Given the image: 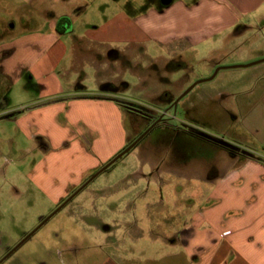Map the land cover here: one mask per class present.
Masks as SVG:
<instances>
[{
	"label": "rangeland",
	"instance_id": "1",
	"mask_svg": "<svg viewBox=\"0 0 264 264\" xmlns=\"http://www.w3.org/2000/svg\"><path fill=\"white\" fill-rule=\"evenodd\" d=\"M28 1H33L31 7L23 8L22 4ZM176 1L193 4L197 0L173 3ZM46 4L55 15L66 12L72 29L57 34L48 44L34 45L31 53L34 56L14 62L19 68L12 74L6 77L0 74V98L8 97L9 106L27 102L16 109L19 110L51 104L67 100L66 95L71 93L96 99L107 88L113 96L109 99L122 106L119 121L134 140L144 131L147 119L130 110L131 106L163 110L169 101L180 97L170 114V128L186 124L212 137L233 140L244 151L249 146L263 152L264 104L245 103L246 98L241 105L238 103L241 107L238 111L234 97H227L221 108L217 93L244 90L254 84L256 75L251 71L264 68V61L220 69L212 79L186 92L195 82L209 78L219 66L213 68L209 59H202L194 51L184 52L183 58L172 57L166 48L145 40L143 35L140 43L132 40L137 34L133 29L137 15L150 8L160 12L171 6H163L160 0H0V43L5 44L0 49V65L13 52V36L49 34L48 20L43 21L40 14ZM7 20H13L16 28L5 29ZM107 20L112 21L108 27ZM102 35L108 38L109 48L84 40L86 37L96 40ZM90 47L102 58L93 55ZM87 48L91 53H84ZM114 49L119 50L118 56L109 55ZM9 82L10 92L5 89ZM106 112L114 117L112 111ZM82 123L78 119L74 126L80 129ZM252 124L259 135L251 132ZM164 145L157 141L156 130L149 132L56 211L70 195L59 205H52L33 183L19 175L13 178L19 169L7 162L15 157L0 144V259L7 248L16 246L54 212L1 264H193L182 254L186 250L181 242L173 245L168 240H179L187 228L185 222L209 206L212 183L203 177L209 175L211 165L219 158L210 157V148L206 147L190 154L176 152L174 155L181 158L194 155L183 171L164 168L149 176L146 158L156 164L163 159L171 163L172 157L168 151L165 153L168 149ZM222 155L228 158L226 152ZM34 157L37 159L40 154L31 153L30 163ZM185 176H189L188 182L184 181Z\"/></svg>",
	"mask_w": 264,
	"mask_h": 264
},
{
	"label": "crops",
	"instance_id": "2",
	"mask_svg": "<svg viewBox=\"0 0 264 264\" xmlns=\"http://www.w3.org/2000/svg\"><path fill=\"white\" fill-rule=\"evenodd\" d=\"M173 1L170 7L160 12L150 8L137 15L133 22L137 34L132 36V40L140 43L144 40L143 35L145 40L166 48L172 57L183 58L186 51L197 52L202 59H209L213 68L245 65L264 57V0H197L193 4ZM32 2L28 1L22 7H31ZM49 4L52 5L53 1ZM50 5L46 4L40 12L43 21L48 20L49 34L13 36V52L6 55L7 60L0 65L3 77L19 68L14 62L34 56L31 55L34 45L48 44L47 41L56 39L57 34L59 36L67 32L59 26L62 21L68 23L69 30L72 29L68 14L55 15ZM112 21L107 20L106 26ZM121 28L123 31L120 33L123 35L125 26ZM23 39L27 41L21 42ZM107 39L104 35L96 40L84 38L90 43L107 45L109 48ZM3 45L0 43V49ZM90 48L93 55L102 58V54ZM90 48L85 49L84 53L90 52ZM113 51L119 55L118 49ZM251 72L256 75L254 84L248 85L246 89L218 91L221 108L227 97H234L238 111H241L239 105L246 98L249 100L245 103L259 101L264 104V68ZM5 89L10 92L11 83ZM106 90H101L96 99L71 93L66 95L67 100L64 101L37 104L19 110L16 109L27 105V102L12 108L8 97L3 100L0 98V144L6 146L10 155L15 157L7 162L19 169L13 178L20 176L27 179L52 205L57 206L110 157L127 146L132 139L119 121L122 106L111 101L109 98L112 93ZM109 110L114 117L108 115L106 111ZM10 113L14 114L7 116ZM78 119L83 120L80 129L74 126ZM252 125L251 132L256 135L259 130ZM181 131H172L174 136L171 142L167 139L161 141L168 149L165 153L168 151L172 157L171 163L167 164L166 159H163L156 164L150 157L146 158L145 162L151 170L149 176L164 168H180L183 171L194 155H182L185 158H181L174 155L176 152L187 151L190 154L206 147L210 148V157L216 155L219 160L211 165L209 175L203 177V180L212 183L209 206L185 222L187 228L179 240L171 238L168 241L173 245L181 242L186 250V254H182L191 259L193 264H264V143L262 153L249 146L244 148L260 158L259 161L206 144L193 149L189 146L183 148L185 136ZM30 143L32 146H29ZM222 152H226L227 159L223 158ZM31 153L35 156L40 154L39 158H33L32 163L29 162ZM188 178L185 176L184 181L188 182Z\"/></svg>",
	"mask_w": 264,
	"mask_h": 264
},
{
	"label": "flooded vegetation",
	"instance_id": "3",
	"mask_svg": "<svg viewBox=\"0 0 264 264\" xmlns=\"http://www.w3.org/2000/svg\"><path fill=\"white\" fill-rule=\"evenodd\" d=\"M4 23V22H3ZM5 24V25H4ZM4 27L5 29H8V30H11L13 28H16V23L13 21V20H7L6 23H4ZM62 29H65L66 31H69V25L68 23L66 22H61L60 25ZM4 29V31H6ZM59 31H61V29L59 28L58 29ZM63 31V30H62ZM115 51H112L109 55H113L115 54L114 53ZM117 56V55H116ZM181 98L179 97L176 101L174 100H171L167 103V105L163 108V110H157V111H153V110H150L146 107H143L141 105H137L136 107L135 106H131L129 109L130 110H133L134 112L142 115L143 117H145L147 119L146 121V125H145V128H144V131L147 130L148 128L149 131L136 143L135 146H137V144L151 131H155L157 132V141L159 142H164L166 141V139L171 142L173 139V130H178V129H181L183 132V135L185 137H183V140H184V144H182L181 147L185 148L186 146H189V148H196L198 147V145H201V144H206V145H209V146H212V147H221V148H224L226 149L230 154H238V155H242L244 154V150L240 148V146L235 143V142H229L231 143L232 145H234L235 147L234 148H229V147H226V146H223L221 145L220 143H218L217 139H223V138H216V137H208V136H205L202 133V131L196 129V128H193L191 126H187L186 124H180L179 126H174L172 128H170L171 124H170V120L172 119L170 114L173 113V111L175 110V108L178 106V102ZM162 126V127H160ZM160 127V128H159ZM143 131V132H144ZM180 131V130H179ZM142 132V133H143ZM141 133V134H142ZM204 133V132H203ZM140 134V135H141ZM210 136V135H209ZM135 140V139H134ZM132 140V141H134ZM171 140V141H170ZM224 140V139H223ZM131 141V142H132ZM130 142V143H131ZM228 142V141H227ZM129 143V144H130ZM188 144V145H187ZM134 146V147H135ZM45 219V218H44ZM43 221V219H42ZM40 221V223L42 222ZM47 221V220H46ZM45 221V222H46ZM44 222V223H45ZM39 223V224H40ZM43 223V224H44ZM41 227V226H40ZM39 229V228H38ZM38 229H36L34 232H32V234H30V236L27 237L28 234H26L24 236V240H20L16 246H12V247H9L7 248L6 250V253L2 256V258L0 259V264L6 259L8 258L9 256H11L25 241H27L31 235H33ZM31 233V232H30ZM27 237V238H25ZM22 241V242H21Z\"/></svg>",
	"mask_w": 264,
	"mask_h": 264
},
{
	"label": "water",
	"instance_id": "4",
	"mask_svg": "<svg viewBox=\"0 0 264 264\" xmlns=\"http://www.w3.org/2000/svg\"><path fill=\"white\" fill-rule=\"evenodd\" d=\"M161 4L163 6H168L172 0H160ZM260 61H264V59H261L259 61H256V62H253V63H249V64H245V65H232V66H220L218 68H216V70L214 71V73L207 79H202V80H199L197 82H195L186 92H188L189 90H191L196 84L200 83V82H203V81H206V80H209V79H212L216 74L217 72L220 70V69H223V68H235V67H245V66H249V65H252V64H255V63H258ZM186 94V93H184ZM183 94V95H184ZM182 95V96H183ZM181 96V97H182ZM135 110V109H133ZM150 128H148L147 130H145L141 135H139L134 141H132L130 144H128L122 151H120L115 157H113L111 160H109L106 164H104L102 167H100L97 171H95L82 185H80L75 191H73L70 196L68 198H66L60 205L59 207L56 209V211H58L63 205H65L67 202H69L79 191H81L90 181H92L95 177H97L100 173H102L103 171H105L106 169H108L111 165H113L121 156H123L124 154H126L128 151H130L135 145L136 143L149 131ZM205 136H208V137H211L209 136L208 134H205V133H201ZM218 143H220L221 145L223 146H226V147H229V148H234L235 146L232 145L231 143L223 140V139H217ZM55 211V212H56ZM54 214L51 213L50 215H48L45 219H43V221L32 231L34 232L36 229H38L40 227V225H42L46 220H48L52 215ZM29 233L27 235L30 236ZM25 237V238H27ZM24 240V239H23ZM22 240V241H23ZM21 241V242H22Z\"/></svg>",
	"mask_w": 264,
	"mask_h": 264
},
{
	"label": "trees",
	"instance_id": "5",
	"mask_svg": "<svg viewBox=\"0 0 264 264\" xmlns=\"http://www.w3.org/2000/svg\"><path fill=\"white\" fill-rule=\"evenodd\" d=\"M120 104V103H119ZM14 113H10V114H8L7 116H12ZM131 142V141H130ZM129 142V143H130ZM120 152V151H119ZM243 156L244 157H247V158H253V159H256V160H259V161H261V159L260 158H258V157H256L254 154H252V153H250V152H247V151H245L244 152V154H243ZM112 166V165H111Z\"/></svg>",
	"mask_w": 264,
	"mask_h": 264
}]
</instances>
